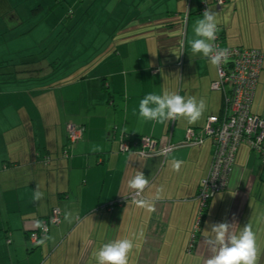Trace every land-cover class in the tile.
<instances>
[{"label": "crops", "instance_id": "crops-1", "mask_svg": "<svg viewBox=\"0 0 264 264\" xmlns=\"http://www.w3.org/2000/svg\"><path fill=\"white\" fill-rule=\"evenodd\" d=\"M9 1L10 9L20 4ZM52 1L40 0V10L54 12L59 0ZM62 1L59 20L68 11L77 20L91 13L84 27H107L111 36L88 57L90 49L66 45L62 59L39 77L0 71L6 75L0 76V264H95L101 243L124 237H135L128 264H205L212 253L204 231L224 222L233 233L251 225L256 264H264V162L245 144L189 246L212 143H180L188 128L200 129L219 115L223 103V93L211 86L216 65L193 55L187 43L202 15L199 0ZM216 1L207 0V9L221 17L222 45L263 55L251 112L264 116V0ZM83 40L85 46L97 41ZM165 90L204 99L205 113L195 124L183 118L157 124L134 115L145 94ZM71 125L84 127L75 143L68 142ZM140 136L156 139L154 150L168 142L176 146L147 156L121 149L123 138L137 142ZM174 160L183 161L179 171L172 168ZM137 171L149 181L139 195L127 186ZM37 191L43 194L38 201ZM142 200L152 201L154 211L142 207ZM53 207L61 212L60 223L50 225L45 239L30 249L27 234Z\"/></svg>", "mask_w": 264, "mask_h": 264}, {"label": "built area", "instance_id": "built-area-1", "mask_svg": "<svg viewBox=\"0 0 264 264\" xmlns=\"http://www.w3.org/2000/svg\"><path fill=\"white\" fill-rule=\"evenodd\" d=\"M216 3L220 5L223 0H217ZM199 7L200 12L203 13L208 7L207 0H199ZM213 45L227 50V60L222 59L216 65L217 79L211 85L213 89L223 93L221 112L217 116L208 117L205 125L200 129L188 128L180 143L199 144L204 139H209L212 143L209 168L198 187L199 212L193 226L189 246L200 230L201 220L208 202L217 192L227 187L239 146L247 145L264 162V116L251 112L253 94L262 68L263 55L259 50L253 48L222 45V36L219 31H217ZM83 131V126H69L68 142L75 143L80 140ZM134 141L128 137L123 138L121 149L147 156L156 153L165 154L176 146L168 142L159 150H154L157 140L149 136H140L137 142ZM60 221L61 212L58 207H53L49 217L41 222L38 229L30 233L29 242L37 243L40 237H45L48 234L50 225L58 224Z\"/></svg>", "mask_w": 264, "mask_h": 264}, {"label": "clouds", "instance_id": "clouds-1", "mask_svg": "<svg viewBox=\"0 0 264 264\" xmlns=\"http://www.w3.org/2000/svg\"><path fill=\"white\" fill-rule=\"evenodd\" d=\"M220 22L219 13L211 11V8L206 9L194 25V38L187 41L193 55L200 54L208 58L212 65H218L222 59L227 60V50L213 45ZM206 107L204 99L185 97L175 91L165 90L159 94H145L133 113L143 121H153L157 124H165L179 118H183L188 124H195L205 113ZM182 163L181 160H174L173 170L179 171ZM148 183L144 173L137 171L127 181V186L139 194ZM160 191L162 189L158 188L157 192ZM42 195L37 191L33 199L38 201ZM139 203L149 211H154L152 201L142 200ZM65 218L67 219V215ZM230 226L227 222L214 223L210 230L204 231V243L212 253L205 264H256V238L251 225L246 223L234 233L230 232ZM138 235L143 236V232ZM134 239L135 237H124L101 243L94 253L95 264H128L129 254L134 248Z\"/></svg>", "mask_w": 264, "mask_h": 264}, {"label": "rangeland", "instance_id": "rangeland-1", "mask_svg": "<svg viewBox=\"0 0 264 264\" xmlns=\"http://www.w3.org/2000/svg\"><path fill=\"white\" fill-rule=\"evenodd\" d=\"M39 2L40 0H20L15 9H10L9 0H0V55H4L0 58V71L9 70L21 79H27L28 76L39 77L40 73L42 75L43 72L50 71L51 68L48 67L55 66L57 59H62L60 55L66 50V45H73V49H90V54H86L88 57L94 53L96 55L97 50L103 47L98 48V44L111 36L107 27L105 30L103 27L99 30H87L84 27V18L91 13L79 17L78 21L76 18L72 19V11H66L67 14L59 20L60 6L65 1L60 3L59 0L60 4H55L52 13H49L51 7L35 10ZM53 2L55 0L52 4ZM101 21L97 20L98 26H101ZM83 39H90L89 44L93 39L97 41L92 46H85ZM26 52L30 56H25ZM84 57L81 55L80 59ZM0 76L6 77L3 74Z\"/></svg>", "mask_w": 264, "mask_h": 264}, {"label": "trees", "instance_id": "trees-1", "mask_svg": "<svg viewBox=\"0 0 264 264\" xmlns=\"http://www.w3.org/2000/svg\"><path fill=\"white\" fill-rule=\"evenodd\" d=\"M40 9V7L39 6H37L36 7V9L35 10H39ZM254 49V48H253ZM224 190V189H223ZM222 191V190H221ZM220 192V191H219ZM218 193V192H217ZM50 215V214H49ZM49 215H48V217H49ZM47 217V218H48ZM46 218V219H47ZM53 225H55V224H53ZM39 228V227H38ZM37 228V229H38ZM36 230V229H35ZM35 230H33V231H35ZM33 231H31L30 233H32ZM30 233H28L27 234V236H26V241H27V243H28V247L30 248V249H34V248H36L38 245H40V243L45 239V237L47 236H45V237H40V239L38 240V242L37 243H34V244H32V243H30L29 242V235H30ZM196 236H197V234H196ZM196 236L194 237V239H193V242H192V244H191V246L190 247H192L193 245H194V243H195V241H196ZM189 245H190V240H189Z\"/></svg>", "mask_w": 264, "mask_h": 264}]
</instances>
